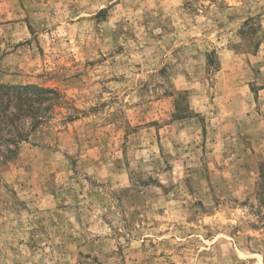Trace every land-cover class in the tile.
<instances>
[{
  "label": "rangeland",
  "instance_id": "rangeland-1",
  "mask_svg": "<svg viewBox=\"0 0 264 264\" xmlns=\"http://www.w3.org/2000/svg\"><path fill=\"white\" fill-rule=\"evenodd\" d=\"M0 81V264H264V0H0Z\"/></svg>",
  "mask_w": 264,
  "mask_h": 264
},
{
  "label": "trees",
  "instance_id": "trees-1",
  "mask_svg": "<svg viewBox=\"0 0 264 264\" xmlns=\"http://www.w3.org/2000/svg\"><path fill=\"white\" fill-rule=\"evenodd\" d=\"M53 88L0 81V162L9 159L15 147L28 138L25 122L34 129L45 116L43 104L56 94Z\"/></svg>",
  "mask_w": 264,
  "mask_h": 264
}]
</instances>
